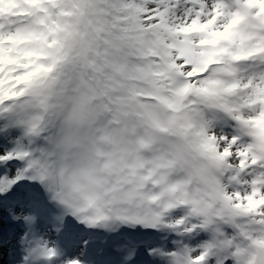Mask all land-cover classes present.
<instances>
[{
    "label": "snow or ice",
    "instance_id": "1",
    "mask_svg": "<svg viewBox=\"0 0 264 264\" xmlns=\"http://www.w3.org/2000/svg\"><path fill=\"white\" fill-rule=\"evenodd\" d=\"M0 264H264V0H0Z\"/></svg>",
    "mask_w": 264,
    "mask_h": 264
}]
</instances>
